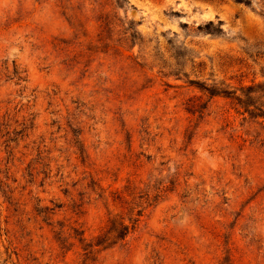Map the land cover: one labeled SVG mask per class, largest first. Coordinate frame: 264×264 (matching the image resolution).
Listing matches in <instances>:
<instances>
[{"label": "rangeland", "instance_id": "rangeland-1", "mask_svg": "<svg viewBox=\"0 0 264 264\" xmlns=\"http://www.w3.org/2000/svg\"><path fill=\"white\" fill-rule=\"evenodd\" d=\"M0 264H264V0H0Z\"/></svg>", "mask_w": 264, "mask_h": 264}]
</instances>
